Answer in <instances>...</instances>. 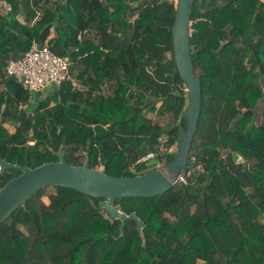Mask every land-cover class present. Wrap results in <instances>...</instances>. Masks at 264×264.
<instances>
[{
    "label": "trees",
    "instance_id": "16d2710c",
    "mask_svg": "<svg viewBox=\"0 0 264 264\" xmlns=\"http://www.w3.org/2000/svg\"><path fill=\"white\" fill-rule=\"evenodd\" d=\"M176 6L0 0V157L33 168L61 149L68 164L87 155L89 168L112 176L149 172L152 157L139 160L176 146L185 126ZM189 17L201 96L185 170L194 156L203 171L161 195L115 200L143 221L145 244L132 220L119 236V220L97 208L101 198L42 188L0 223V264H264V120L253 121L260 105L264 116V0H193ZM33 45L66 58L73 81L43 97L7 75V63ZM154 113L170 122L150 120ZM18 174L0 172V187Z\"/></svg>",
    "mask_w": 264,
    "mask_h": 264
},
{
    "label": "water",
    "instance_id": "95a60500",
    "mask_svg": "<svg viewBox=\"0 0 264 264\" xmlns=\"http://www.w3.org/2000/svg\"><path fill=\"white\" fill-rule=\"evenodd\" d=\"M193 0H177L172 38L174 45V60L180 78L186 84L188 104L181 117L185 126H178L176 138L177 151L172 160L163 167L135 176H112L105 170H94L88 166V156L80 165H70L65 162L61 149L52 151L56 161L44 162L36 167L10 163L0 157V172L6 169L18 171L20 174L12 177L0 187V223L18 207H24L26 201L38 190L47 186H61L74 189L94 198H101L97 208L110 218L119 220L120 237L124 234L127 221L136 223V230L145 244L143 229L145 224L134 211L125 213L115 200L129 197H154L161 195L175 185V177L185 169L188 147L195 130V124L200 111L201 84L193 73L192 56L196 51L191 50L189 12ZM248 110L246 114H250ZM152 157L148 165H157L153 154L149 153L139 162Z\"/></svg>",
    "mask_w": 264,
    "mask_h": 264
},
{
    "label": "built area",
    "instance_id": "2783aa9c",
    "mask_svg": "<svg viewBox=\"0 0 264 264\" xmlns=\"http://www.w3.org/2000/svg\"><path fill=\"white\" fill-rule=\"evenodd\" d=\"M5 72L7 75L14 76L31 92H43L50 86L58 87L62 81H73L67 59L56 55L47 45H33L21 57L10 60L5 66ZM167 140L168 135L165 133L158 137L160 142ZM171 148L172 146L165 150L161 145L159 151L153 155L162 159L161 166L165 163L164 157L171 153ZM190 162L189 170L184 169L176 175L175 184H187L192 172L203 171L201 164L194 156L190 157Z\"/></svg>",
    "mask_w": 264,
    "mask_h": 264
},
{
    "label": "rangeland",
    "instance_id": "374dc122",
    "mask_svg": "<svg viewBox=\"0 0 264 264\" xmlns=\"http://www.w3.org/2000/svg\"><path fill=\"white\" fill-rule=\"evenodd\" d=\"M18 19L20 20V21H23V17L22 16H19L18 17ZM50 35H49V37L48 38H51L52 36H54V32L51 30L50 32ZM87 36H89V35H87ZM84 56H87V55H84ZM55 87V86H54ZM56 88V87H55ZM263 90H264V85H263ZM44 93L45 92H43L42 93V95H43V97H44ZM159 105V104H158ZM259 113H261V115L263 114V111H262V105H260V107H259V109H258V111H256L255 112V114H254V116H253V121H255V119L258 117V115H259ZM150 120H152V121H154V122H159V123H161V124H167V123H169L170 122V119H171V116H158V115H156L155 113L154 114H148V116H147ZM5 127L7 128V130L9 131V132H13V128L10 126V125H8V124H5ZM32 143H34V141L32 140L31 142H30V144H32ZM177 151V147L175 146V145H173L172 146V148H171V153H175ZM154 155V154H153ZM46 156H48V155H46ZM149 158V157H148ZM147 159V158H146ZM51 161H52V159H51ZM161 163H162V161L160 160L158 163H157V165H147L143 170L144 171H150V170H154L155 168H158V167H163V166H161ZM50 190V189H49ZM105 216H106V214H105ZM195 264H197V263H195Z\"/></svg>",
    "mask_w": 264,
    "mask_h": 264
},
{
    "label": "crops",
    "instance_id": "0c3cea01",
    "mask_svg": "<svg viewBox=\"0 0 264 264\" xmlns=\"http://www.w3.org/2000/svg\"><path fill=\"white\" fill-rule=\"evenodd\" d=\"M264 120V116L263 114L261 115V113H259L258 117L255 119V123H262Z\"/></svg>",
    "mask_w": 264,
    "mask_h": 264
},
{
    "label": "flooded vegetation",
    "instance_id": "af4514ba",
    "mask_svg": "<svg viewBox=\"0 0 264 264\" xmlns=\"http://www.w3.org/2000/svg\"><path fill=\"white\" fill-rule=\"evenodd\" d=\"M53 156H54V155H53ZM56 160H57V159H55V160H52V161H56ZM158 162H159V161L157 160V163H158ZM165 163H166V161H165ZM165 163H164V164H165ZM150 171H152V170H150ZM19 174H20V173H19ZM19 174H18V175H19Z\"/></svg>",
    "mask_w": 264,
    "mask_h": 264
}]
</instances>
